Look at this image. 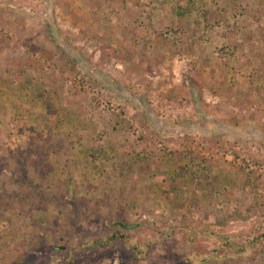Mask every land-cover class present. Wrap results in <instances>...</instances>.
Returning <instances> with one entry per match:
<instances>
[{"label":"rangeland","instance_id":"rangeland-1","mask_svg":"<svg viewBox=\"0 0 264 264\" xmlns=\"http://www.w3.org/2000/svg\"><path fill=\"white\" fill-rule=\"evenodd\" d=\"M263 229L264 0H0V264H264Z\"/></svg>","mask_w":264,"mask_h":264},{"label":"trees","instance_id":"trees-1","mask_svg":"<svg viewBox=\"0 0 264 264\" xmlns=\"http://www.w3.org/2000/svg\"><path fill=\"white\" fill-rule=\"evenodd\" d=\"M121 226V225H120ZM124 227L126 228V226L124 225ZM129 227V226H128ZM117 235H122L119 233H116V234H112V236L110 237V241H112V243H115L116 240L118 241L117 239ZM124 238V237H123ZM260 238V239H258ZM262 239H264V229H263V233L262 234H259L258 237H256V239L251 242L253 243L254 245H257L258 247L262 244ZM99 245L98 244H90V245H87L86 247H84V251L87 253V252H91L92 250H94L95 248H97Z\"/></svg>","mask_w":264,"mask_h":264}]
</instances>
